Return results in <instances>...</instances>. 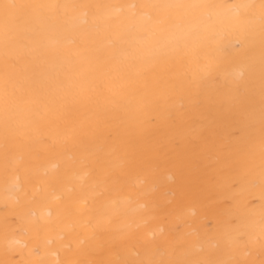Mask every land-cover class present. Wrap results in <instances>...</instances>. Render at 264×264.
Wrapping results in <instances>:
<instances>
[{"label":"bare ground","instance_id":"bare-ground-1","mask_svg":"<svg viewBox=\"0 0 264 264\" xmlns=\"http://www.w3.org/2000/svg\"><path fill=\"white\" fill-rule=\"evenodd\" d=\"M0 264H264V0H0Z\"/></svg>","mask_w":264,"mask_h":264}]
</instances>
